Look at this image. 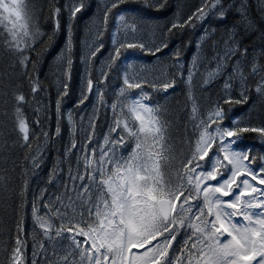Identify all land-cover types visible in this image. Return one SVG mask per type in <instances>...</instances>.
Returning <instances> with one entry per match:
<instances>
[{
    "label": "snow or ice",
    "instance_id": "6c2138e0",
    "mask_svg": "<svg viewBox=\"0 0 264 264\" xmlns=\"http://www.w3.org/2000/svg\"><path fill=\"white\" fill-rule=\"evenodd\" d=\"M0 264H264V0H0Z\"/></svg>",
    "mask_w": 264,
    "mask_h": 264
},
{
    "label": "trees",
    "instance_id": "16d2710c",
    "mask_svg": "<svg viewBox=\"0 0 264 264\" xmlns=\"http://www.w3.org/2000/svg\"><path fill=\"white\" fill-rule=\"evenodd\" d=\"M43 19V18H41ZM78 40H79V37H78ZM62 43V38H58V41L56 43V45H54V48H53V51H52V54L48 57V64H51L52 63V59L53 57L55 56V54L59 51V45ZM174 43H176V41H174ZM191 52L189 51L187 53L188 56H190ZM48 64L45 65V72L48 71ZM43 73L41 74V79H43ZM54 100H55V96L53 94V111H54ZM239 107V106H238ZM54 128H55V121L53 119V125H52V130L54 131ZM58 147L60 146L59 144L57 145ZM48 167H51V161H49V164L47 165ZM45 172H46V169L45 170H42L40 175L41 176H44L45 175ZM35 183V181H33Z\"/></svg>",
    "mask_w": 264,
    "mask_h": 264
}]
</instances>
